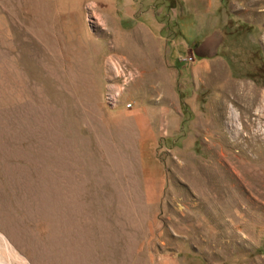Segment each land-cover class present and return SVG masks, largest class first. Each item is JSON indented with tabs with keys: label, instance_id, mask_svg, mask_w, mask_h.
Instances as JSON below:
<instances>
[{
	"label": "rangeland",
	"instance_id": "rangeland-1",
	"mask_svg": "<svg viewBox=\"0 0 264 264\" xmlns=\"http://www.w3.org/2000/svg\"><path fill=\"white\" fill-rule=\"evenodd\" d=\"M0 246L264 264V0H0Z\"/></svg>",
	"mask_w": 264,
	"mask_h": 264
},
{
	"label": "bare ground",
	"instance_id": "bare-ground-1",
	"mask_svg": "<svg viewBox=\"0 0 264 264\" xmlns=\"http://www.w3.org/2000/svg\"><path fill=\"white\" fill-rule=\"evenodd\" d=\"M1 247V246H0ZM5 247V246H4ZM8 255V254H7Z\"/></svg>",
	"mask_w": 264,
	"mask_h": 264
}]
</instances>
